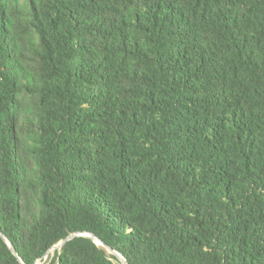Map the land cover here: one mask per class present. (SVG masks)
<instances>
[{"label": "trees", "instance_id": "16d2710c", "mask_svg": "<svg viewBox=\"0 0 264 264\" xmlns=\"http://www.w3.org/2000/svg\"><path fill=\"white\" fill-rule=\"evenodd\" d=\"M73 232L264 264V0H0V264ZM50 264L122 263L78 236Z\"/></svg>", "mask_w": 264, "mask_h": 264}, {"label": "water", "instance_id": "95a60500", "mask_svg": "<svg viewBox=\"0 0 264 264\" xmlns=\"http://www.w3.org/2000/svg\"><path fill=\"white\" fill-rule=\"evenodd\" d=\"M78 236H86V237H89V238H91L96 244H100V245H102V246H104L110 253H113V254H115L117 257H118V259L121 261V263L122 264H127V262L119 255V254H117L114 250H112L109 246H107L105 243H103L99 238H97L94 234H92V233H88V232H73V233H71V234H69L66 238H64L62 241H60L59 243H57L56 245H54V246H52L51 248H50V250H52V249H59V248H61V246L63 245V244H65L68 240H71V239H73V238H75V237H78ZM8 245H9V247H10V249H11V251L15 254V255H17L16 254V251H15V249L11 246V244L8 242ZM49 250V251H50ZM48 251V252H49Z\"/></svg>", "mask_w": 264, "mask_h": 264}, {"label": "rangeland", "instance_id": "374dc122", "mask_svg": "<svg viewBox=\"0 0 264 264\" xmlns=\"http://www.w3.org/2000/svg\"><path fill=\"white\" fill-rule=\"evenodd\" d=\"M55 249L50 250L43 258L38 259L34 264H50L54 256Z\"/></svg>", "mask_w": 264, "mask_h": 264}]
</instances>
